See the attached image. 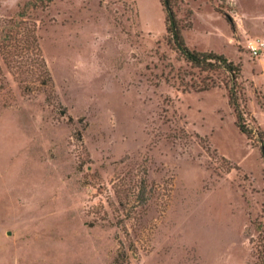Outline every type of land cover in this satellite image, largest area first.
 <instances>
[{
    "label": "rangeland",
    "instance_id": "obj_1",
    "mask_svg": "<svg viewBox=\"0 0 264 264\" xmlns=\"http://www.w3.org/2000/svg\"><path fill=\"white\" fill-rule=\"evenodd\" d=\"M172 10L249 136L159 0H0V264H264V0Z\"/></svg>",
    "mask_w": 264,
    "mask_h": 264
},
{
    "label": "trees",
    "instance_id": "obj_2",
    "mask_svg": "<svg viewBox=\"0 0 264 264\" xmlns=\"http://www.w3.org/2000/svg\"><path fill=\"white\" fill-rule=\"evenodd\" d=\"M164 13V25L166 33V42L171 48L176 51L185 61L192 66L201 69V71H210L214 69H223L227 74L229 86L227 87V101L234 113V123L238 130L249 136L252 129L248 126L247 112L241 108L237 102L239 98V89L237 79L240 74V67L238 64L226 59L222 54H217L212 51L199 52L194 49H189L180 33V26L175 18L172 10V0H159ZM211 85L200 86L201 90L207 89ZM259 136V130H254ZM261 153L264 158V146H261Z\"/></svg>",
    "mask_w": 264,
    "mask_h": 264
},
{
    "label": "built area",
    "instance_id": "obj_3",
    "mask_svg": "<svg viewBox=\"0 0 264 264\" xmlns=\"http://www.w3.org/2000/svg\"><path fill=\"white\" fill-rule=\"evenodd\" d=\"M247 48L249 49L250 53L256 55L264 48V41H250L247 43Z\"/></svg>",
    "mask_w": 264,
    "mask_h": 264
}]
</instances>
